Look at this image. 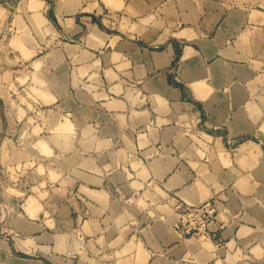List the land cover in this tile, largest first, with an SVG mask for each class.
I'll use <instances>...</instances> for the list:
<instances>
[{
    "label": "crops",
    "instance_id": "obj_1",
    "mask_svg": "<svg viewBox=\"0 0 264 264\" xmlns=\"http://www.w3.org/2000/svg\"><path fill=\"white\" fill-rule=\"evenodd\" d=\"M0 264H264V0H0Z\"/></svg>",
    "mask_w": 264,
    "mask_h": 264
},
{
    "label": "built area",
    "instance_id": "obj_2",
    "mask_svg": "<svg viewBox=\"0 0 264 264\" xmlns=\"http://www.w3.org/2000/svg\"><path fill=\"white\" fill-rule=\"evenodd\" d=\"M177 222L175 229L185 236L205 234L207 226L214 219L215 210L209 203L199 207H188L182 204L175 206Z\"/></svg>",
    "mask_w": 264,
    "mask_h": 264
}]
</instances>
